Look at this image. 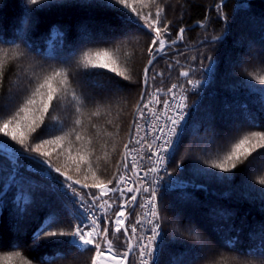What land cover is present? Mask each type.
I'll list each match as a JSON object with an SVG mask.
<instances>
[{
    "label": "trees",
    "instance_id": "1",
    "mask_svg": "<svg viewBox=\"0 0 264 264\" xmlns=\"http://www.w3.org/2000/svg\"><path fill=\"white\" fill-rule=\"evenodd\" d=\"M89 2L94 4L96 0H83L78 6L37 13L39 23L33 27L26 0H0V48L24 52L25 57L16 63L29 72L60 67L63 60H69L73 86L92 97L91 101L86 99L88 106L79 117L84 125L80 130L82 139L76 142L73 136L56 131L52 136L64 137L60 146L45 144L42 151L51 152V157L46 158L73 180L92 184L101 180L107 183L112 178L123 145L128 142L134 106L142 91L139 79L147 60L150 37L136 25L118 19L123 13L87 6ZM157 2L172 22L169 38H176L179 27L186 31L182 41L158 57L155 71L163 75L152 81L150 89H166L178 82L183 85L189 102L186 125L179 131L182 138L175 144L176 161L181 163L183 171L171 161L168 167L180 182L166 194L167 184L160 190L163 194L160 213L170 245L160 256L161 264H168L170 257L184 264H215L217 259L220 264H264V185L259 183L264 178V150L246 159L241 157L243 163L232 176H227L228 173L214 175L213 172L219 170L206 163L221 156L240 136L264 131V84L257 79L264 76V0H225L222 12L227 20L221 19L214 7L219 0ZM134 6L145 12L156 7L150 0H137ZM24 20H28L27 26L22 24ZM54 21L66 26V37L58 36L56 30L50 32ZM243 25L245 31L241 30ZM213 37L219 39L212 40ZM247 42L254 55L247 54ZM117 46L119 51H116ZM104 48L109 49L110 55L102 59L111 62L118 72L130 75L131 83L108 70L76 66L85 51ZM189 69H193L189 77L180 75ZM3 72L10 97L0 102V114L6 116L11 109L3 108L2 104H12L13 97L15 103H19L20 96L16 94L27 80L17 79L21 73L12 67L11 61L4 64ZM189 79L201 83L193 87L188 84ZM97 105L102 115L92 117L90 123L89 116ZM105 112L109 114L104 115ZM50 115L59 117L65 131L76 118L65 102L54 113L50 109ZM108 120L112 121L111 125L107 124ZM42 138L51 139V136L44 133ZM258 139L253 137L252 143ZM257 161L261 165L254 171L252 168ZM32 168L34 171L21 168L14 179L12 168L0 158V264H5L3 257L11 252L21 253L19 257H12L11 264H24L27 260L41 264L44 257H48L51 264H91V251L73 248L67 259L55 258L69 251L66 243L37 245L33 241V233L54 213L60 217L55 227L61 229L70 230L78 220L69 212L71 204L55 190L58 186L54 181L37 165L33 164ZM93 173L97 179L93 178ZM114 184L115 181L109 186ZM112 200L119 204L118 197H112L109 202ZM174 205L178 206L177 211ZM116 211L119 208L114 206L110 214ZM136 213L137 209L131 213L130 223L136 219ZM193 233L200 235L211 248H203ZM233 233L241 239L236 252L223 247ZM110 238L118 251L123 250L119 241L126 238L122 234L113 237L110 229ZM175 240L186 243L183 247L173 245L171 242ZM250 246L255 254L245 255ZM213 249L223 251V257H218ZM129 261L137 264L135 256Z\"/></svg>",
    "mask_w": 264,
    "mask_h": 264
},
{
    "label": "snow or ice",
    "instance_id": "2",
    "mask_svg": "<svg viewBox=\"0 0 264 264\" xmlns=\"http://www.w3.org/2000/svg\"><path fill=\"white\" fill-rule=\"evenodd\" d=\"M82 3L83 0H26L27 13L32 20L33 27L39 23L37 13H48L55 8L78 6ZM136 3L137 0H96L94 4L91 2L87 4V6L108 8L123 13L118 19L123 23L136 25L140 30L147 32L150 37L146 49L147 60L143 65L139 79L142 91L134 106L130 138L123 145L121 159L117 161L112 178L107 183L101 180L97 183L87 184L82 183L80 180H73L72 176L68 175L66 171L62 172L60 168L54 166L51 159L46 158L51 157V152L42 151V146L45 144L60 146V141L64 137L52 136V133L56 131L64 132L65 136H73L76 142L82 139L80 130L84 125L79 117L88 106L86 99L91 101L92 97L87 96L85 92L73 86L72 65L69 60H63L60 67H52L39 73L36 71L29 72L22 64L16 63L22 61L25 57L24 52L0 48V102L10 97L9 90L4 85L3 68L5 63L11 61L12 67L19 69L21 74H18V80L25 78L27 80L23 89H19L16 94L20 96L19 103H15V97H13L12 104H2L3 108H10L11 110L6 116L0 114V158L12 168L11 177L14 179L21 168L34 171L32 165H37L44 174L46 173V177H50L58 186L55 190L72 206L69 209L70 214L80 221L79 223H73L70 230L61 229L55 227L60 223V217L54 213L33 233L32 238L37 245L41 243H66L69 246V251L64 252L63 256L55 258L67 259L71 255V249L75 248L81 252L91 251L93 253L91 264H107L108 261L113 262V264H128L130 256H135L138 264H161L160 256L164 254L166 247L170 246L167 232H161L159 204L163 199V194L159 193V188L163 177L159 174L163 171L171 181L167 183L164 194L171 190L174 184L180 182V178L173 177L168 170V163L171 161L183 171L181 163L176 161L177 148L174 146V142H180L182 137L178 129L186 125L185 117L187 113L184 109L188 107L187 97L182 94L177 95L175 91L183 89V85L172 84L167 89L171 103L167 99L160 100L159 94L163 91L162 89L156 88L151 92L148 89L152 88V81L157 76L163 75V73L155 71L158 57L167 54V51L175 46L178 41H182L186 29L179 27L176 38L170 39V25L172 22L167 19L164 8L160 6L157 0H150V3L155 4L156 7L147 12L143 8L138 10L134 6ZM224 5L225 0H219L214 7L218 16L223 20H227L222 12ZM22 24L27 26L28 20L22 21ZM53 30H56L60 37H66L68 34L66 26L57 21L51 23L50 32ZM217 39L219 38H212V40ZM116 51H119V46H117ZM109 55V49L106 48L89 49L81 55L76 66L108 70L131 83L132 77L130 75L126 76L123 72H118L111 62L102 59L109 57ZM192 59L195 60V57ZM207 59L212 63L214 62L211 57H207ZM176 63H179V61ZM191 71L193 69L182 71L180 75L187 78ZM93 74L87 73V75ZM257 79L260 84H264V76ZM187 82L193 87L201 83L198 80L193 81L190 79ZM21 92L23 95H20ZM62 102L67 103L76 115L72 127L67 131H65L64 124L59 117L50 115V109L54 113ZM156 105H162L159 111L156 110ZM99 109L100 106L97 105L96 110L91 112L89 116L90 123L92 117L102 115ZM108 114V112L104 113V115ZM146 117H151L152 121L149 122ZM142 120L148 125L147 128L141 124ZM107 124L111 125L112 121L108 120ZM91 126L96 127L95 124ZM44 133H48L51 139H43ZM150 134H152L151 142L148 140ZM253 137L259 138L256 143H252ZM157 141L159 143H156ZM262 141H264V131L248 132L240 136L235 143H232L230 148L221 156L206 163H209L211 168L219 170V172H213L214 175L220 173H228L227 176L235 175L234 170L237 169L239 164L243 163L241 157L246 159L254 152L264 150V142ZM145 150L147 151V160L154 165L147 167L146 171L143 166L137 163L136 159L137 156L144 159L141 153ZM21 161H24V163H21ZM130 164L131 168H129ZM88 170L91 171V165H89ZM133 175L136 180L132 179ZM227 176H225V179ZM93 178L97 179L95 173H93ZM113 181H115V184L109 187L113 184ZM259 183L264 185V178H261ZM86 189L88 191H84ZM91 189L97 191L93 192ZM141 194H147L142 197L144 203L137 204V197ZM105 197H108V199H105ZM112 197H118L119 204L116 200H112L110 203L109 200ZM114 206L118 207L119 211L110 214V209ZM129 207L133 208V211L136 207H143L146 211L137 217L135 223L126 226V212ZM101 220H103V226ZM138 226L141 231L147 226V231L150 234L140 235ZM110 229L111 236L115 237L117 233H120L126 238L119 241L123 246V250H117L113 239L110 238ZM192 235L195 240L201 242L204 248H211L210 244L202 241L200 235L194 233ZM52 237H67L69 239L52 240L50 239ZM171 243L183 247L186 241L175 240ZM240 244V236L233 233L227 238L223 247L228 251L236 252L239 251ZM230 245L231 248H229ZM252 248L250 246L245 255L255 254L252 252ZM198 249L202 251V248ZM213 252L218 257L224 255V252L220 249H213ZM13 256L19 257L21 253L11 252L5 255L3 257L5 264H11ZM24 264H33V262L27 260ZM41 264H51V260L44 257ZM168 264H184V262L170 257ZM215 264H220V261L217 259Z\"/></svg>",
    "mask_w": 264,
    "mask_h": 264
},
{
    "label": "built area",
    "instance_id": "3",
    "mask_svg": "<svg viewBox=\"0 0 264 264\" xmlns=\"http://www.w3.org/2000/svg\"><path fill=\"white\" fill-rule=\"evenodd\" d=\"M174 84H177V83H174ZM171 87V85L168 87V88H170ZM167 88V89H168ZM167 89H166V91H162L160 94H159V98H160V100L161 101H164V100H169V102L171 103V98L168 96V93H167ZM176 92H177V95H185V93H184V91L182 90V89H177V90H175ZM186 96V95H185ZM186 103H187V105H188V102H187V100H186ZM162 105H156L155 107H156V110L157 111H159V109H160V107H161ZM184 111L187 113L188 112V107L187 108H185L184 109ZM169 114H172V113H169ZM186 117H187V115H186ZM186 117H185V119H186ZM149 122H151L152 121V118L151 117H148V118H146ZM157 123H159V122H157ZM141 124L145 127V128H147V124L145 123V121H141ZM141 135H143V133H141ZM148 140H149V142H151L152 141V134H150L149 136H148ZM156 143H159V141H157ZM153 150H155V148H153ZM141 155H143L144 156V159H140V156H137V163L139 164V165H141V166H143L144 167V169H145V171L147 170V167H152V166H154L153 165V163L151 162V161H148L147 160V151L145 150V151H142V153H141ZM129 168H131V164L129 165ZM162 173H163V171H161L160 172V176H162ZM129 175H131V173H129ZM153 176H155V174H153ZM163 177V176H162ZM132 179L133 180H136V177L133 175L132 176ZM161 182H162V180L160 181V187H161ZM160 189V188H159ZM147 194H141V195H138V197L140 198V204H143L144 203V200H143V196H146ZM141 211H142V214H144L145 213V209L143 208V207H141ZM161 221V220H160ZM161 232L162 233H164L163 232V226H162V223H161ZM145 234H150V233H148V231H147V226H145V228L143 229V235H145Z\"/></svg>",
    "mask_w": 264,
    "mask_h": 264
},
{
    "label": "rangeland",
    "instance_id": "4",
    "mask_svg": "<svg viewBox=\"0 0 264 264\" xmlns=\"http://www.w3.org/2000/svg\"><path fill=\"white\" fill-rule=\"evenodd\" d=\"M241 30H246L245 29V27H244V25H243V28L241 29ZM248 43V42H247ZM251 48H252V46H251V44L250 43H248L247 44V50H246V52H247V54H250V56L251 55H254L253 53H251ZM232 66V64H230V66L229 67H231ZM231 123L233 122V121H230ZM233 124V123H232ZM261 165V163L259 162V161H257V162H255V164L253 165V170L255 171V170H257L258 169V167ZM167 178H168V176L165 174V176H164V180H163V182H165L166 180H167ZM137 204H139L138 202H136ZM177 205H174L173 206V209H174V211H177ZM135 209H137V213H136V219H137V217L138 216H140V215H142V212H141V209H140V207H136ZM130 213H133V208H131V207H129L128 209H127V212H126V216H127V219L125 220L126 221V224L127 225H131V224H133V223H135V221H136V219L134 220V222L133 223H130V221L129 220H131L130 218H131V215H129ZM128 215H129V218H128ZM178 216V215H177ZM138 233L140 234V235H142V231L140 230V228L138 229ZM133 239H135L134 237H133ZM204 248V247H203ZM130 261H128V264H130L129 263ZM137 264H138V261H137Z\"/></svg>",
    "mask_w": 264,
    "mask_h": 264
},
{
    "label": "bare ground",
    "instance_id": "5",
    "mask_svg": "<svg viewBox=\"0 0 264 264\" xmlns=\"http://www.w3.org/2000/svg\"><path fill=\"white\" fill-rule=\"evenodd\" d=\"M107 264H113V262H111V261H108V262H107Z\"/></svg>",
    "mask_w": 264,
    "mask_h": 264
},
{
    "label": "water",
    "instance_id": "6",
    "mask_svg": "<svg viewBox=\"0 0 264 264\" xmlns=\"http://www.w3.org/2000/svg\"><path fill=\"white\" fill-rule=\"evenodd\" d=\"M130 138V137H129Z\"/></svg>",
    "mask_w": 264,
    "mask_h": 264
}]
</instances>
